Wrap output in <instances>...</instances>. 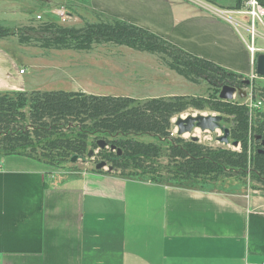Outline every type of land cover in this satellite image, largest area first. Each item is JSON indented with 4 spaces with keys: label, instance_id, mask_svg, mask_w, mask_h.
I'll return each mask as SVG.
<instances>
[{
    "label": "crops",
    "instance_id": "crops-1",
    "mask_svg": "<svg viewBox=\"0 0 264 264\" xmlns=\"http://www.w3.org/2000/svg\"><path fill=\"white\" fill-rule=\"evenodd\" d=\"M1 1L0 13L15 6ZM239 2L69 3L248 77L263 47L252 57L226 16H242L235 10ZM24 75L0 48V93L26 91ZM0 264H264V191L235 177L172 185L111 174L59 175L42 161L0 155Z\"/></svg>",
    "mask_w": 264,
    "mask_h": 264
},
{
    "label": "trees",
    "instance_id": "trees-1",
    "mask_svg": "<svg viewBox=\"0 0 264 264\" xmlns=\"http://www.w3.org/2000/svg\"><path fill=\"white\" fill-rule=\"evenodd\" d=\"M257 1L264 7V0ZM25 29L39 36L17 34L19 45L79 52L91 51L98 45L123 46L155 56L166 69L190 84L205 82L214 94L209 98L175 95L139 100L66 91L0 93V155H18L55 166L73 156L84 158L89 146L96 148L97 141L103 140L108 148L98 155L109 162L112 170L120 171L118 176L124 178H140L127 176L124 171L129 166L148 171L161 156L163 143L167 146L164 167L168 181L155 177L151 181L192 185L248 176L257 185L253 188L264 191V103L263 110L258 111L259 108L250 109L247 104L217 97L219 89L226 85H249L245 77L184 52L141 27L102 14L95 22H85L79 28L47 19L35 28ZM6 32L0 26V40L7 36ZM205 108L223 115L231 128L228 138L241 147L240 151L174 137L173 118L190 109ZM139 136L156 142L135 139ZM249 141L254 145L250 155ZM102 170L95 173L101 174ZM106 174L115 175L112 171ZM146 174L142 172V176Z\"/></svg>",
    "mask_w": 264,
    "mask_h": 264
},
{
    "label": "rangeland",
    "instance_id": "rangeland-1",
    "mask_svg": "<svg viewBox=\"0 0 264 264\" xmlns=\"http://www.w3.org/2000/svg\"><path fill=\"white\" fill-rule=\"evenodd\" d=\"M44 1L10 0V2L15 4V6L13 5L14 9H6V12L0 13V26L8 30V33L6 32L7 36L5 35L0 40V48L15 61L18 73L20 70H23L25 74L21 79L24 81L26 91L17 92L26 94H30L33 91L83 92L93 95L130 96L139 100L167 97L169 94L172 96H192L196 98H209L214 94V90H210L205 82H201L198 85L190 84L166 69L155 56L135 50L130 51L126 47L106 44L98 45L88 52H79L69 50H43L31 45H19L17 43V34L38 37L39 35L36 32L33 30L30 31V29L26 30L25 28H35L38 22L47 19L57 22L62 26L76 28L81 27L85 22L92 23L97 20V13L85 8L76 7L69 3L71 0H56L58 2H54L48 6ZM249 1L241 0L239 3H242V5H236V7L238 6L235 9L237 10L236 13L242 15L240 18L232 14H226V16L232 20L235 25L234 27L241 33L246 44L250 47L254 45L256 50H258L257 47H263L261 48L263 51L258 53L260 54L264 53V25L258 21H254L253 26L255 27L256 36L253 39L251 35V18L249 15L239 14L241 11H247L248 8L252 9V6L250 7L247 4ZM194 3L191 2V5L196 7L197 4ZM1 5L4 4L0 0V7ZM60 6L65 8V14L69 17L65 22H61V19L54 12ZM13 10L17 11L16 14L12 13ZM37 15L41 16V20L36 19ZM243 16H246V20H244ZM239 21L248 26V32L241 29V26H237V22ZM262 21L264 22V17ZM254 58H256V54ZM245 80L249 81V85L243 87L226 85L235 87V93L231 102L249 105L256 104L259 100L264 101V97L260 96L264 94V78L258 76L254 79L245 77ZM221 89L222 87L219 89V93ZM219 93L217 97H219ZM258 108V111L263 110V105ZM255 114L253 113L254 116ZM187 115H221L223 117L222 114L212 112L208 108H205L203 111L190 109L175 118H184ZM175 118L172 119V124ZM230 129L229 123L222 120L219 129L214 132L195 129L191 134H185L181 138L184 140H192V137H195L199 143L210 147L240 151L241 147L238 144L234 146L230 138H228V144L219 141L223 137V131L228 130L229 132ZM175 132L173 125L172 133L174 137H179ZM135 139L144 142H156L155 139L147 136H139ZM248 144V154L250 155L254 145L252 141H249ZM166 149V144L162 143L161 156L156 164L151 163L148 171L138 170L129 166L124 171V174L127 176L133 175L132 177L136 175V177L144 179H153L155 177L167 183L169 176L164 167L167 163L165 156ZM90 150L94 152L91 158L86 154L84 158L78 159L75 163H70L68 158L55 166L49 163L46 164L50 171H57L59 175L81 174L84 172L95 173V165L100 162L106 163V167L102 170L101 174H106V172L110 171L112 173L114 172L115 175L120 173V171H113L109 162L98 155L102 150L98 149L97 145L96 148L89 146L87 152ZM108 168H111V170ZM142 172L147 174L142 176ZM235 178L245 182L250 187L257 186L248 176Z\"/></svg>",
    "mask_w": 264,
    "mask_h": 264
},
{
    "label": "water",
    "instance_id": "water-1",
    "mask_svg": "<svg viewBox=\"0 0 264 264\" xmlns=\"http://www.w3.org/2000/svg\"><path fill=\"white\" fill-rule=\"evenodd\" d=\"M256 76L260 78H264V53H260L256 56L255 59V68H254ZM249 84V81H246ZM235 93V87L232 86H224L222 87L219 93V99L222 101H231L233 95ZM223 117L221 115H187L184 118H175L173 125L175 127V133L177 136L181 137L185 134H191L195 129H200L201 131H210L214 132L219 129L220 123L222 122ZM228 130L223 131V137L219 139L220 142L224 144H228ZM193 141H197L195 137H192ZM234 146H237V143H233ZM98 149L108 148L105 141L100 140L97 142ZM262 147H264V141L262 143ZM111 150L114 149L113 146L110 147ZM93 151L90 150L87 154L89 158L93 156ZM120 151H118V154ZM78 160L77 156H73L70 160L71 163H75ZM106 167L105 162H100L95 165V170H101ZM111 170V168H108Z\"/></svg>",
    "mask_w": 264,
    "mask_h": 264
},
{
    "label": "built area",
    "instance_id": "built-area-1",
    "mask_svg": "<svg viewBox=\"0 0 264 264\" xmlns=\"http://www.w3.org/2000/svg\"><path fill=\"white\" fill-rule=\"evenodd\" d=\"M247 4L250 7L252 6V9L248 8L247 11H241V12H239V14H246V15H249V17L251 18V21H252L251 35H252V38L254 39V37L256 36V31H255V27L253 26L254 25L253 23H254V21H258L259 23L264 25V22L262 21V18L264 17V8L256 0H250ZM249 9H251V10H249ZM54 12H56V14L58 15L57 17H59L61 19V22H65L66 19H69L68 15L65 14V8L62 6H60ZM36 19L41 20V16L37 15ZM248 50H249V53L251 54L252 57H253V54L255 53V51H257L254 48V45H252L251 47L248 46ZM251 64H254L253 59H252ZM19 73L22 75V74H24V71L20 70ZM248 77H250L251 79L256 78L257 76L255 74V71H253L250 74V76H248ZM262 103H263V101L259 100L256 104H249L248 107L250 109L258 108L259 106L262 105Z\"/></svg>",
    "mask_w": 264,
    "mask_h": 264
}]
</instances>
